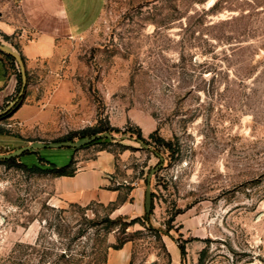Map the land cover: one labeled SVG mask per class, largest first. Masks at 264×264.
Listing matches in <instances>:
<instances>
[{
  "label": "rangeland",
  "instance_id": "rangeland-1",
  "mask_svg": "<svg viewBox=\"0 0 264 264\" xmlns=\"http://www.w3.org/2000/svg\"><path fill=\"white\" fill-rule=\"evenodd\" d=\"M55 68L43 76L70 97L36 124L13 119L14 105L0 153L89 127L114 136L0 158V264H109L126 241L130 264H177V250L180 264H264V0H105ZM102 151L119 199L60 200L52 164Z\"/></svg>",
  "mask_w": 264,
  "mask_h": 264
},
{
  "label": "crops",
  "instance_id": "crops-1",
  "mask_svg": "<svg viewBox=\"0 0 264 264\" xmlns=\"http://www.w3.org/2000/svg\"><path fill=\"white\" fill-rule=\"evenodd\" d=\"M105 0H0V36L3 42L17 49L23 56L28 76L24 98L12 112V118L27 124L42 123L55 103L70 97L66 80L53 74L69 42L85 35L98 21ZM47 65L52 74L43 76ZM19 66L0 51V109L12 100L20 86ZM39 75V76H38ZM51 75V76H50ZM37 77V79H34ZM9 146V145H6ZM105 156L109 164L100 166ZM114 154L102 151L97 158L82 164L78 158L74 174L60 175L59 197L62 201L87 204L92 201L111 203L119 199L121 188L113 186L118 178ZM137 190V188H136ZM124 203H122L123 205ZM129 241L108 251L109 264H130ZM180 251L175 262L180 264Z\"/></svg>",
  "mask_w": 264,
  "mask_h": 264
},
{
  "label": "water",
  "instance_id": "water-1",
  "mask_svg": "<svg viewBox=\"0 0 264 264\" xmlns=\"http://www.w3.org/2000/svg\"><path fill=\"white\" fill-rule=\"evenodd\" d=\"M0 50L5 53V54H10L12 55L18 66L19 70L21 73V88L19 91V94L17 98L11 102L6 108H3L0 110V117L7 113L15 104L16 102L21 98L22 95H24L27 84H28V76L26 72V65H25V60L22 57V54L15 48H13L11 45L3 42L0 40ZM114 134L110 131H102V132H97L95 134L91 135H86L83 137L78 138L77 140H70V139H64V140H52V141H43V140H34L28 144H25L23 146H20L19 148H16L12 150L11 152L8 153H0V158H7V157H17L23 154L26 151H30L35 148H41V147H46V146H63V145H68L72 147H80L83 145H86L88 143H91L97 139L103 138V137H113ZM151 185H150V176L148 178V183L146 186V192H145V208H146V215L147 217L150 216L151 209H152V194H151Z\"/></svg>",
  "mask_w": 264,
  "mask_h": 264
},
{
  "label": "trees",
  "instance_id": "trees-1",
  "mask_svg": "<svg viewBox=\"0 0 264 264\" xmlns=\"http://www.w3.org/2000/svg\"><path fill=\"white\" fill-rule=\"evenodd\" d=\"M4 37L5 38H8V35L4 34ZM1 51V50H0ZM6 56L12 60L13 62H15V58L10 55V54H6ZM22 57L24 58V56L22 55ZM19 80H20V86L18 87V91H20V88H21V84H22V80H21V73L19 72ZM20 102H17L14 106V108L16 109L18 107ZM13 108V109H14ZM12 109V110H13ZM9 113V112H8ZM6 115V114H4ZM3 115V116H4ZM113 129H116L118 130V128H113ZM107 131V128H102V127H89V128H85V129H82L81 131H79L78 133L82 134V135H86V134H95L97 132H102V131ZM0 132H4L3 129H0ZM89 134V135H91ZM67 139H71V136H67L66 137ZM138 139L141 140V141H144L146 140L144 136H142L141 133L138 134ZM98 140V139H97ZM96 141V140H95ZM4 161L6 162H11V161H14L15 160V157L14 156H11V157H7V158H3ZM73 163H74V159L71 160V162L68 164V165H64V166H61V167H57L55 164H52V168L51 169H56L58 171V174L59 175H69V174H74L75 173V170L76 168L73 166ZM41 168L40 166H34L33 169H39ZM122 245V243H121ZM121 245L119 246H116V247H120ZM180 250H181V253L182 255L186 253V248L184 245H180ZM198 264H201V258L199 259V263Z\"/></svg>",
  "mask_w": 264,
  "mask_h": 264
}]
</instances>
